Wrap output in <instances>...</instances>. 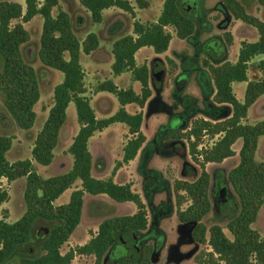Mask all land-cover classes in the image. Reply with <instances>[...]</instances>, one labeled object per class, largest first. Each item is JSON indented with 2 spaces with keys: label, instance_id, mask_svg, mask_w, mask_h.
I'll return each mask as SVG.
<instances>
[{
  "label": "trees",
  "instance_id": "16d2710c",
  "mask_svg": "<svg viewBox=\"0 0 264 264\" xmlns=\"http://www.w3.org/2000/svg\"><path fill=\"white\" fill-rule=\"evenodd\" d=\"M257 1L264 6V0ZM79 2L89 11L93 23L101 22L102 11L110 7L130 12L134 17L128 0ZM136 2L142 6L145 0ZM57 3L58 0H24L23 9L20 3L0 1V92L4 97V106L21 129L32 127L36 117L34 105L40 97L35 71L21 56L20 46L28 39V32L22 22L29 21L35 15L42 18L38 57L44 65L60 71L63 75L62 80L53 88V103L35 136L31 158L9 162L5 153L11 145V138L0 134V204L8 198L6 190L1 187V179L13 181L19 177L25 178V211L11 223L0 218V264L19 245L30 240L33 225L38 220L53 224L42 238L43 253L24 258L23 264H69L75 254L93 255V264H102L103 256L108 250L115 259L113 264H152L151 257L159 247L157 238L153 244L142 245L136 256H115L113 253L120 240L134 231L145 230L148 225L146 204L139 193L131 188L130 182L117 183L113 176L123 164L135 158L145 142V135L141 131L142 111L129 113L124 108L131 103L142 108L152 94L149 68L146 64H136L135 53L144 46L151 47L155 53L165 52L172 38L167 27H172L178 38L194 42L197 51L203 48L208 57L210 56L209 59H203L208 81H203V71L199 78L205 98V106L201 109L204 116L192 119L189 125L185 124V116L177 125L170 124L160 130L161 135V131L167 129L162 137L167 142L173 141L167 144L171 147L170 152H173L172 148L182 146V140H187L189 153L201 168L194 179H178L173 183L180 241L183 240L182 230L186 227L189 232L187 242L207 244L210 247L206 258L198 260L199 264H218L220 261L224 264H264V235L251 227L264 203V160L255 158L258 138L264 135V118L253 124L243 121L248 108L264 94V21L248 13L246 5L240 0H220L216 3L215 8L218 11L254 27L258 34L255 41L240 42L236 60L231 62L226 59V48L219 39L211 38L203 42L204 45L195 39L196 25L193 15L196 12L193 7H183L180 0H163L160 13L154 22L144 24L134 20L132 33L116 38L111 45L113 61L110 67L113 75L130 72L131 79L140 83V91L135 92L131 87L119 88L111 79L98 82L94 91L113 94L119 108L107 117H97L85 95V74L80 63V53L89 54L95 50L99 45L98 37L89 32L81 43L72 31L68 13L58 10L56 15L52 14ZM14 19L20 21L11 25ZM227 24L226 16L218 25L225 28ZM225 43H232V36L227 31ZM258 55L262 57L255 66L260 76L256 80H248V62ZM182 79L181 88L185 82ZM157 80L158 78L152 77L151 84L158 92L159 86L155 82ZM241 81L246 82L243 101L236 98L231 86L232 82ZM70 102L74 104L79 123L68 146L72 164L63 173L42 177L33 169L32 162L44 166L51 163ZM196 109H192L190 114ZM117 122L123 123L129 134L122 146L121 158L115 162L110 176L104 179L94 177L92 168L101 170L104 163L99 158L93 160L88 148L89 138L95 132ZM184 126L186 128L183 130ZM204 136L216 138L210 146H200ZM238 139H241V146L236 165L227 172L215 168L211 175L204 168L205 164L220 163L235 155L232 145ZM142 161L144 165L146 157H142ZM182 163L184 165L182 164L181 174L184 175L185 169L190 170L191 167L186 160ZM77 180L79 186L72 189L68 201L55 205L54 201ZM226 182L231 190V197L226 203L216 206L213 194L217 192L218 186ZM159 184L164 185L161 182ZM85 193L105 194L119 203L131 201L136 210L132 214L103 219L98 224L96 234L84 244L61 253V245L67 241L80 221ZM184 202L187 204L181 208ZM211 209L216 219L226 221L225 228L230 236L219 223L213 222L207 226L203 222ZM169 211L170 207L167 212Z\"/></svg>",
  "mask_w": 264,
  "mask_h": 264
},
{
  "label": "rangeland",
  "instance_id": "374dc122",
  "mask_svg": "<svg viewBox=\"0 0 264 264\" xmlns=\"http://www.w3.org/2000/svg\"><path fill=\"white\" fill-rule=\"evenodd\" d=\"M6 1L20 3L24 9V0ZM147 1L150 2V7H141L140 4H137L136 0H130L135 8L133 12L134 17H132L130 12L116 7L106 12L103 10L102 20L99 23L91 21L89 11L81 5L79 0H58L57 6L52 9L53 15H56L58 10H64L68 13L72 31L81 43L89 32L95 33L100 41L98 52L94 54L91 52L89 54L81 52L80 54V63L85 74V95L89 99V103L97 117H107L119 108V103L113 94L105 91H94L98 82L111 79L119 88L125 89L131 87L135 92L140 91V83L131 79L130 72L126 71L119 75H113L110 67L113 56L110 51L111 44L116 38L132 33L134 20L149 24L157 19L163 0ZM219 1L180 0V4L184 7L189 2L190 4L187 6H194L195 8L193 9L196 12L193 15L196 25L195 39L200 43L207 42L211 38L219 39L226 48L227 59L234 61L240 42L242 40H255L257 38V31L254 27L247 25L243 21L236 20L231 15L218 11L215 5ZM240 1L246 5L248 13L264 21L263 5H260L257 0ZM198 3L199 8H197ZM226 16L228 17L227 26L225 28L219 27L218 24ZM18 21L20 19H14L10 24L13 25ZM235 23L236 25L233 29L235 38L233 37L232 44L227 46L225 43V32H229ZM22 24L28 32V39L20 46L21 56L24 62L32 66L35 71L40 97L34 105L36 117L32 127L21 129L4 106V97L0 92V134L11 138V145L5 153L9 162L31 158V148L35 136L40 130L53 103V88L63 77L60 71L44 65L38 57L42 18L39 15H35L29 21L22 22ZM117 27L118 29H116ZM243 28H246V31H243ZM240 29L243 30L240 31ZM167 30L172 34V38L168 49L164 53H155L149 46L141 47L135 53L136 64H146L149 68L152 94L142 109L136 104H130L126 110L129 113L142 111L143 122L141 124V131L145 135V142L137 156L117 170L115 180L117 183L130 182L131 188L139 193L141 199L146 204L147 228L142 231H134L133 235L139 241V249L144 244H153L157 238L156 241L159 247L151 257L152 264H199L198 260L206 258V253L210 250V247L207 244L187 242L189 232L186 227L184 231L182 230L183 240L182 242L180 241L173 183L178 179H194L201 168L191 157L187 140H182V146L172 148L173 152H170L171 147L167 144H171L173 141L167 142L162 137V133L167 129H163L161 135L160 130L162 127H169L170 124L173 126L177 125L185 116L186 125H189L192 119L204 116L201 109L205 106V98L199 78L203 71L204 75H202V79L203 81H208V73L203 65V59H209L210 56L208 57L203 48L197 51V46L194 42L178 38L172 27H167ZM245 32L247 34L245 36L242 35ZM254 58L249 68L250 77H254L253 72L256 70L254 64L258 57ZM1 65L2 58L0 56V68ZM154 66H159L163 71L162 75L159 78L156 77L158 80L155 81L159 86L158 92L151 84ZM182 77L184 78L182 79ZM180 79L183 82L185 81L182 88L180 87ZM204 86H206L205 83ZM237 87L235 92L241 98L240 101H243L245 82H238ZM194 108L197 109L191 115L190 113ZM263 117L264 94L260 100L256 101L248 109V116L243 121L254 123ZM78 127L79 123L75 107L70 102L66 109V120L60 129L51 163L44 166L35 161L32 162L33 169L39 175L49 177L63 173L70 168L72 156L68 153V146ZM185 128L184 126L183 130ZM128 135L127 127L123 123L118 122L109 125L102 131L95 132L90 137L88 146L93 159L99 158L104 163L103 169L93 170L94 176L106 178L110 176L115 162L121 158L122 146ZM215 138L211 139L209 136H204L200 146H210ZM240 146L241 139H238L233 144L235 155L224 159L220 163H206L204 168L211 175H213L215 168H221L223 172H227L238 162L237 153ZM142 157H146L144 165L141 163L143 162ZM256 159H264V135L259 137V149ZM184 160H186L191 169H185L186 171L182 175L181 170L184 165L182 161ZM156 173L157 176L155 175ZM214 179L215 177L212 180L213 185ZM160 182L164 185L159 184ZM24 184V177H19L13 181H7L5 178L1 179V187L6 190L8 198L0 204V218L6 222H14L25 211L23 199ZM77 186H79L78 180L72 187L65 190L56 199L54 204L66 203L71 190ZM147 191L150 192H148L149 196L146 195ZM186 204L187 202L182 203L181 208H184ZM169 207L170 211L167 212ZM135 210L136 206L131 201L119 203L113 201L105 194H85L80 221L67 241L61 245L60 252L65 253L68 249L84 244L91 236L96 234L98 224L103 219L116 215L132 214ZM203 222L207 226L213 222L219 223L223 226L224 232L230 236L228 230L225 228L226 221L216 219L213 215V209L203 218ZM52 224L53 222L50 221H36L32 228L30 240L19 245L2 264H23L24 258L42 254L41 244L44 236L42 232L48 230ZM251 227L261 235H264V203L259 209L258 216L251 224ZM113 253L115 256H118L120 254L119 248L115 247ZM214 260H216V257H214ZM93 261V255L75 254L69 264H93ZM114 262L115 259L108 250L103 256L102 264H113ZM218 264L224 263L220 261Z\"/></svg>",
  "mask_w": 264,
  "mask_h": 264
},
{
  "label": "water",
  "instance_id": "95a60500",
  "mask_svg": "<svg viewBox=\"0 0 264 264\" xmlns=\"http://www.w3.org/2000/svg\"><path fill=\"white\" fill-rule=\"evenodd\" d=\"M189 4L190 3L188 2L187 5ZM187 5H184V7L186 8L193 7V9H195L194 6H187ZM162 73L163 71L159 66L153 67L152 69L153 77L159 78L162 75ZM230 197H231V190L228 186V183L227 182L226 184L223 183L222 186H218L217 192L213 194L214 205L217 206L224 204L227 202L228 199H230ZM138 246H139V241L133 234L129 235L127 238H124L118 242V248L120 250L121 256H127V257L136 256L139 252Z\"/></svg>",
  "mask_w": 264,
  "mask_h": 264
},
{
  "label": "crops",
  "instance_id": "0c3cea01",
  "mask_svg": "<svg viewBox=\"0 0 264 264\" xmlns=\"http://www.w3.org/2000/svg\"><path fill=\"white\" fill-rule=\"evenodd\" d=\"M129 2H130V0H128ZM130 4H131V6H132V8H133V12L135 11L134 9V7H133V5H132V3L130 2ZM141 7H150V2H148L147 0H145V3H142V6ZM113 7H110V8H107V9H104V11L106 12V11H108L109 9H112ZM117 8V7H116ZM197 8H199V3H198V7ZM120 9V8H119ZM246 10H248L247 9V7H246ZM102 13H103V11H102ZM237 20V19H236ZM237 23V22H236ZM236 23L235 24H233L232 25V28L230 29V34H231V36H232V41H233V37H234V27H235V25H236ZM248 25V24H247ZM250 26V25H249ZM252 27V26H251ZM244 29V30H243ZM243 29H240V31H246V28H243ZM247 33L245 32V33H243L242 35H246ZM257 37H258V34H257ZM235 38V37H234ZM257 39V38H256ZM255 39V40H256ZM99 40V39H98ZM255 40H251V41H255ZM243 41V40H242ZM244 41H248V40H244ZM232 44V43H231ZM230 44V45H231ZM99 45H100V41H99ZM112 45V44H111ZM228 46V45H227ZM239 49V48H238ZM98 50H99V47H97L95 50H93V51H91V53H96V52H98ZM111 52V51H110ZM164 53V52H163ZM237 53H238V51H237ZM81 54V53H80ZM227 55V54H226ZM236 57H237V54H236ZM255 57H258L256 60L258 61L262 56L261 55H258V56H255ZM226 59H227V57H226ZM255 58H252L249 62H248V69H247V79L248 80H256V79H258L259 78V76H260V72L257 70V68H256V66H255V64H254V66H255V68H256V70L253 72V74H254V77H250L249 76V68H250V65H251V62L254 60ZM227 60H229V59H227ZM235 60H236V58H235ZM234 60V61H235ZM230 61V60H229ZM234 61H231V62H234ZM256 61V62H257ZM112 63V62H111ZM111 65V64H110ZM85 77V76H84ZM241 82H245V81H241ZM237 85H238V82H232V84H231V86H232V89H233V92H234V94H235V96H236V98L240 101V99L241 98H239L238 96H237V93L235 92V89L236 88H238L237 87ZM245 86H246V82H245ZM263 95V94H262ZM262 95H260L257 99H256V101H258V100H260L261 98H262ZM256 101L254 102V103H256ZM254 103L252 104V105H254ZM131 104H134V103H131ZM251 105V106H252ZM130 106V104H126L125 106H124V108H125V110L128 108ZM250 106V107H251ZM249 107V108H250ZM140 108V107H139ZM248 108V109H249ZM142 109V108H141ZM127 111V110H126ZM248 116V111H247V115H246V117ZM264 118V117H263ZM262 118V119H263ZM260 121V120H259ZM258 122V121H257ZM118 123V122H117ZM120 123V122H119ZM254 123H256V122H254ZM250 124H253V123H250ZM105 129V128H104ZM103 129V130H104ZM97 132H99V131H97ZM260 137V136H259ZM90 139V138H89ZM89 142V141H88ZM88 148H89V146H88ZM141 148H142V146H141ZM140 148V149H141ZM232 148H233V145H232ZM140 149H139V151H140ZM258 149H259V138H258V143H257V148H256V151H255V158H256V154H257V152H258ZM239 150V149H238ZM139 151H138V153H139ZM235 151V150H234ZM137 153V154H138ZM137 156V155H136ZM135 156V157H136ZM94 160V159H93ZM259 160H264V159H259ZM132 161V160H131ZM130 162V161H129ZM94 169H96L95 167H93L92 168V170H91V173L93 172V170ZM98 170V169H97ZM117 172V171H116ZM116 174V173H115ZM115 174H114V176H113V180L116 182V180H115ZM92 175H93V173H92ZM94 176V175H93ZM94 177H96V176H94ZM108 177V176H107ZM97 178H106V177H97ZM126 183V182H125ZM69 189V188H68ZM67 190V189H66ZM72 191V190H71ZM85 194H87V193H85ZM84 194V195H85ZM56 201V200H55ZM54 201V202H55ZM83 201H84V197H83ZM261 235V234H260Z\"/></svg>",
  "mask_w": 264,
  "mask_h": 264
},
{
  "label": "flooded vegetation",
  "instance_id": "af4514ba",
  "mask_svg": "<svg viewBox=\"0 0 264 264\" xmlns=\"http://www.w3.org/2000/svg\"><path fill=\"white\" fill-rule=\"evenodd\" d=\"M47 232H48V230H46V231H43L42 233H43V235H45Z\"/></svg>",
  "mask_w": 264,
  "mask_h": 264
}]
</instances>
